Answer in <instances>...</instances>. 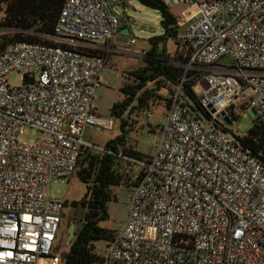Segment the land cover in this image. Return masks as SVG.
<instances>
[{
    "label": "built area",
    "instance_id": "built-area-1",
    "mask_svg": "<svg viewBox=\"0 0 264 264\" xmlns=\"http://www.w3.org/2000/svg\"><path fill=\"white\" fill-rule=\"evenodd\" d=\"M163 1L186 8L173 45L191 51L182 82L193 72L208 117L178 90L154 154L134 161L143 175L103 264H264V153L246 150L221 116L247 106L264 123V0ZM113 3L66 0L43 35L52 44H8L13 30L0 25V264L50 262L66 203L49 188L71 179L82 148L100 149L87 129L113 128L95 93L111 56L137 42L119 40ZM226 56L233 64H220ZM26 126L43 137L22 141Z\"/></svg>",
    "mask_w": 264,
    "mask_h": 264
},
{
    "label": "trees",
    "instance_id": "trees-1",
    "mask_svg": "<svg viewBox=\"0 0 264 264\" xmlns=\"http://www.w3.org/2000/svg\"><path fill=\"white\" fill-rule=\"evenodd\" d=\"M65 1L0 0V11H3L0 25L13 30L6 43L27 41L52 44L43 35L54 34ZM138 1L160 12L163 34L149 39L144 65L129 73L130 82L124 83L119 89L123 98L110 109L111 116L119 122L121 134L109 140L101 149L86 147L80 151L75 173L86 186V192L79 201L65 203L66 208L81 206L84 213L69 246L65 264L104 263V255L95 251V242L104 241L109 244L117 232L100 226L108 218V203L114 199L111 188L121 183H132L135 187L143 172L139 170L135 173L134 181L124 172L126 170L134 173V161L149 158L128 144L129 133L135 128L129 122L132 114L140 115L151 110L152 102L158 101H163L170 108L181 88V97L191 104L192 110L200 117H208L192 89L194 80L190 77L193 72L187 73L188 80L182 82L185 69L181 64L189 61L191 51L184 48L171 53L168 49V44L175 43L180 32L178 17L163 0ZM150 84L153 85L149 86ZM163 91L166 92L165 95H161ZM229 112L233 122L237 114L232 109ZM240 141L252 155L259 156L264 153V123L256 119ZM122 162L127 165L125 169Z\"/></svg>",
    "mask_w": 264,
    "mask_h": 264
},
{
    "label": "rangeland",
    "instance_id": "rangeland-1",
    "mask_svg": "<svg viewBox=\"0 0 264 264\" xmlns=\"http://www.w3.org/2000/svg\"><path fill=\"white\" fill-rule=\"evenodd\" d=\"M113 1V7L118 14L124 16V24L129 29V35L123 37L124 39L135 38L136 44L130 49H125L127 52L123 54H113L105 69V72L101 77V84L98 86L94 104L97 109V113L105 119L112 120L114 122L111 130H98L97 128H89L85 133V139L100 149L111 139L116 138L121 134V129L118 120L113 118L110 113V109L113 104L120 101L123 95L119 91L120 87L130 82L131 77L124 76V73H132L136 69L144 65V52L149 48V39L160 36L163 34V28L161 25V14L158 10H155L138 0H111ZM170 11L177 16L181 17V14L186 10L184 6H170ZM3 11H0V19L2 18ZM181 21V20H180ZM181 30L183 31L186 25L180 22ZM168 49L171 53L175 52V47L172 43L168 44ZM220 64L231 65L232 59L229 56L222 58ZM10 83L13 86L21 84L20 76L16 73H11L8 76ZM150 84L149 86H152ZM166 92H161V95H165ZM244 107V108H243ZM151 110L144 111L140 115L137 113L132 114V118L129 120L130 124L135 127L128 136V144L133 149L137 150L145 156L151 157L155 151V142L159 136V128L166 123L167 114L169 108L163 101L152 102ZM235 111L237 112V118L229 125V128L240 136L247 134L249 129L253 126L257 119L254 111L250 107L238 106ZM149 115L151 116L149 118ZM153 129V130H151ZM43 137L35 128L26 126L24 128L21 140L29 143L37 141ZM125 165V166H124ZM122 166H127L125 162H122ZM140 170L137 164L134 165V173L132 171L128 173L131 180H135V173ZM124 171V170H123ZM134 186L132 183H121L111 188L114 199L107 205L108 218L100 223V226L109 230H119L126 222L128 213L130 198ZM86 192V186L77 178L76 173L71 177L68 182L51 185L49 188V195L55 200L62 202L79 201ZM84 210L81 206L71 207L67 206L64 211L61 230L58 234V240L56 243V249L53 253L48 264H65V258L69 252V246L67 243L71 224H75V231L78 228L80 220ZM95 251L100 255H106L108 251V244L104 241L95 242Z\"/></svg>",
    "mask_w": 264,
    "mask_h": 264
},
{
    "label": "water",
    "instance_id": "water-1",
    "mask_svg": "<svg viewBox=\"0 0 264 264\" xmlns=\"http://www.w3.org/2000/svg\"><path fill=\"white\" fill-rule=\"evenodd\" d=\"M120 27H121V32L122 33L128 34L130 32L128 28L124 29V20H123L122 16H121V20H120ZM221 116L223 117L224 121L228 125L232 124V121L229 119V117L226 115V113L224 111L221 113ZM74 237H75V224L73 223V224H71V227H70L67 243L71 244L73 239H74Z\"/></svg>",
    "mask_w": 264,
    "mask_h": 264
},
{
    "label": "crops",
    "instance_id": "crops-1",
    "mask_svg": "<svg viewBox=\"0 0 264 264\" xmlns=\"http://www.w3.org/2000/svg\"><path fill=\"white\" fill-rule=\"evenodd\" d=\"M125 28H127V25L126 24H124V29ZM125 35H129V33L128 34H126V33H124ZM120 41H125L126 39H124L123 37H121L120 39H119Z\"/></svg>",
    "mask_w": 264,
    "mask_h": 264
}]
</instances>
